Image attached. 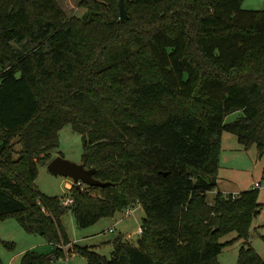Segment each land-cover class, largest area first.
Instances as JSON below:
<instances>
[{
    "label": "trees",
    "instance_id": "trees-1",
    "mask_svg": "<svg viewBox=\"0 0 264 264\" xmlns=\"http://www.w3.org/2000/svg\"><path fill=\"white\" fill-rule=\"evenodd\" d=\"M124 2L122 21L120 0H83L82 18L57 0H0V220L55 246L21 264L70 254L67 212L85 229L136 205L146 214L138 244L118 238L111 259L73 245L87 264H219L232 232L245 240L237 264H264L248 243L257 190L207 199L224 133L264 156V12L244 0ZM68 125L82 164L111 184L48 196L39 166Z\"/></svg>",
    "mask_w": 264,
    "mask_h": 264
},
{
    "label": "rangeland",
    "instance_id": "rangeland-1",
    "mask_svg": "<svg viewBox=\"0 0 264 264\" xmlns=\"http://www.w3.org/2000/svg\"><path fill=\"white\" fill-rule=\"evenodd\" d=\"M82 1L57 0L68 17L78 16L80 18L87 13L85 8L79 7ZM242 9L251 12H264V0H244ZM241 115V112H235L229 115L225 121L232 123ZM224 135L226 137L230 135L238 141L234 134L226 132ZM59 141V148L53 152L54 158L62 156L69 161L82 164V136L68 125L60 131ZM218 178L216 190L207 194L209 202H213L219 189L223 187L225 189L233 188V191L238 192V194L253 189L257 190L258 203L261 207L259 214L251 222L248 243L264 260V156L259 154L255 147L246 150L241 146L240 151L230 153L228 163L220 161ZM224 179L234 181L235 185L230 184L228 186ZM219 181L223 183V187L219 185ZM256 182L260 184V187H254ZM35 184L45 195L64 198L70 194L68 185L71 184V189L73 181L70 178L52 174L47 166H39V174ZM130 208L134 210L130 215L126 214L128 208L117 213L114 217L103 218L95 225L85 229L77 226L75 216L71 211L67 212L62 217V224L71 244L64 245L62 243L61 246L64 253L70 254L54 260L50 264H87V260L74 249L73 245L75 244L80 247H90L109 259L112 258L114 243L118 238L137 245L140 236L138 230L143 226V219L146 214L141 205ZM111 230L113 231L111 232ZM220 242L225 245L217 258L219 264H237L239 250L245 240L238 238L237 232H232L223 236ZM54 247L43 235L27 232L14 217L0 220V258L3 264H21L22 256L29 250L50 255Z\"/></svg>",
    "mask_w": 264,
    "mask_h": 264
},
{
    "label": "water",
    "instance_id": "water-1",
    "mask_svg": "<svg viewBox=\"0 0 264 264\" xmlns=\"http://www.w3.org/2000/svg\"><path fill=\"white\" fill-rule=\"evenodd\" d=\"M119 10H120V19L122 21L128 19V14L124 0H120ZM47 167L48 170L56 176H63L66 178H70L73 181V185L78 189H82V185L107 187L111 184L109 182H103L101 180L96 179L94 176L96 174V169H88L85 167L84 164L74 163L72 161L65 159L62 156H58L54 158L48 164ZM259 212L260 209H257L254 212V217H257Z\"/></svg>",
    "mask_w": 264,
    "mask_h": 264
},
{
    "label": "crops",
    "instance_id": "crops-1",
    "mask_svg": "<svg viewBox=\"0 0 264 264\" xmlns=\"http://www.w3.org/2000/svg\"><path fill=\"white\" fill-rule=\"evenodd\" d=\"M241 150V144L239 143V141H237L234 137L229 136H225L223 135L222 138V151H221V155H220V161L222 163H228L230 161V153L232 151H240ZM221 180V179H220ZM224 181L228 184V186L230 184L235 185V182L230 180V179H224ZM223 182V180H222ZM219 181V185H221L223 187V183ZM258 183V182H256ZM256 183L254 184V187L256 185ZM71 184L68 185V188L70 189ZM219 192L223 193V194H235L238 195V192L233 191V188H227L225 189L224 187L222 189H219ZM72 246V245H71Z\"/></svg>",
    "mask_w": 264,
    "mask_h": 264
},
{
    "label": "built area",
    "instance_id": "built-area-1",
    "mask_svg": "<svg viewBox=\"0 0 264 264\" xmlns=\"http://www.w3.org/2000/svg\"><path fill=\"white\" fill-rule=\"evenodd\" d=\"M255 187H256V188L260 187V184H259V183H256ZM73 202H74L73 198H71V197H67V198L63 199L62 204H63L64 206H70V205L73 204ZM133 211H134V210H132V208H129V209L126 211V214H127V215H130V214L133 213ZM112 231H113V230H111V232H112ZM142 233H143V228H142V226H141V227L139 228V230H138V234L141 235ZM62 248H63V247H62Z\"/></svg>",
    "mask_w": 264,
    "mask_h": 264
}]
</instances>
